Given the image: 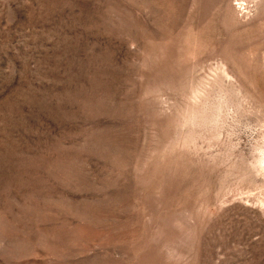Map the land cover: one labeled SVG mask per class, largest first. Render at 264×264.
<instances>
[{
    "label": "rangeland",
    "instance_id": "374dc122",
    "mask_svg": "<svg viewBox=\"0 0 264 264\" xmlns=\"http://www.w3.org/2000/svg\"><path fill=\"white\" fill-rule=\"evenodd\" d=\"M0 264H264V0H0Z\"/></svg>",
    "mask_w": 264,
    "mask_h": 264
}]
</instances>
